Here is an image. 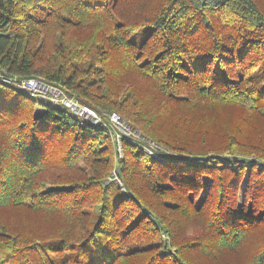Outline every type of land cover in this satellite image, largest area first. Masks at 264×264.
<instances>
[{
	"label": "trees",
	"instance_id": "obj_1",
	"mask_svg": "<svg viewBox=\"0 0 264 264\" xmlns=\"http://www.w3.org/2000/svg\"><path fill=\"white\" fill-rule=\"evenodd\" d=\"M0 73L161 149L0 80V264H264V0H0Z\"/></svg>",
	"mask_w": 264,
	"mask_h": 264
},
{
	"label": "built area",
	"instance_id": "obj_2",
	"mask_svg": "<svg viewBox=\"0 0 264 264\" xmlns=\"http://www.w3.org/2000/svg\"><path fill=\"white\" fill-rule=\"evenodd\" d=\"M20 79L18 77H6L0 73V80L3 83L16 85L19 89L27 93L31 98H47L55 104H60L75 116L91 122L94 126L101 125L106 127L117 142V151L121 154V141L127 139L142 148V150L152 156L156 155L161 149L152 141L129 126V124L116 113L97 112L95 109L84 105L75 96L67 95L65 89L60 85L48 83L41 78Z\"/></svg>",
	"mask_w": 264,
	"mask_h": 264
},
{
	"label": "rangeland",
	"instance_id": "obj_3",
	"mask_svg": "<svg viewBox=\"0 0 264 264\" xmlns=\"http://www.w3.org/2000/svg\"><path fill=\"white\" fill-rule=\"evenodd\" d=\"M141 34H142V33H140L139 36L142 37L143 35H141ZM137 35H138V33H135L133 37H135V36H137ZM31 78H33V77H31ZM38 78H41V80L44 79L43 77H40V76H39V77L36 76L34 79H38ZM48 83H49V82H48ZM67 95H69V94L67 93ZM70 96H71V95H70ZM76 98H77V97H76ZM77 99H78V98H77ZM38 101L41 102V103L47 104V105H53V106H57V107H62V106H60V104H57V103L55 104V102H53V101H51V100H49V99H47V98H41V97H40V98L38 99ZM120 117H121V116H120ZM110 133H111V132H110ZM121 153H122V152H121ZM119 155L122 156V154H119ZM116 179H117V178L114 177V176L112 175L110 178H108L107 183L109 182V180H113V181L117 182L118 180L116 181ZM118 182H119V181H118ZM118 182H117V183H118ZM119 184H121V183L119 182V183H118V186H119ZM120 188H121V186H120Z\"/></svg>",
	"mask_w": 264,
	"mask_h": 264
}]
</instances>
